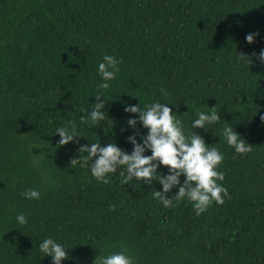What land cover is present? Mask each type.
I'll return each instance as SVG.
<instances>
[{
    "label": "trees",
    "instance_id": "obj_1",
    "mask_svg": "<svg viewBox=\"0 0 264 264\" xmlns=\"http://www.w3.org/2000/svg\"><path fill=\"white\" fill-rule=\"evenodd\" d=\"M248 34H257L251 44ZM261 49L264 0H0V264H52L38 250L48 237L70 248L61 264H93L122 248L135 264H264ZM105 54L120 60L119 72L101 89ZM98 93L108 117L80 125ZM157 100L170 103L186 135L196 110L220 115L194 131L224 154L218 170L230 198L200 216L186 198L163 207L151 194L158 181L123 184L118 170L104 184L70 165L80 145L98 140L130 154L128 137L141 143L147 130L128 126L136 114L124 105ZM69 119L84 137L59 146L55 129ZM225 125L252 150L235 153ZM27 189L40 199H25Z\"/></svg>",
    "mask_w": 264,
    "mask_h": 264
},
{
    "label": "clouds",
    "instance_id": "obj_2",
    "mask_svg": "<svg viewBox=\"0 0 264 264\" xmlns=\"http://www.w3.org/2000/svg\"><path fill=\"white\" fill-rule=\"evenodd\" d=\"M258 34V33H257ZM248 34L246 42L251 44L254 36ZM253 55H256L253 53ZM256 59L264 64V49H261ZM239 61L247 62L249 57L244 54L238 56ZM120 60L114 55L105 54L102 61L98 63L96 73L101 77L103 83L99 85L101 89H107L110 81L116 79L119 72ZM161 94L167 96V92L162 88ZM96 102L91 103L92 107L86 115H82L79 120L80 125H97L104 121L106 100L103 93L94 95ZM101 97L104 99L101 100ZM134 97V96H133ZM168 105L154 101L143 108L140 102L136 105L125 104L126 113L136 114V118H129L127 124L135 129L139 122L147 130L146 135H141V143H138L136 136L128 137V142L133 145V150L129 154L118 147L115 142L101 146L97 142L79 146V157L73 158L70 165H79L87 168L89 174L98 182L108 184L109 177L116 174L123 177L122 183L128 184L143 180L144 184L158 181L162 185V190L152 192V197L157 199L163 207H172L174 203H179L185 198L192 203L195 215L200 216L215 202L223 204L225 198H230L227 188L221 183L224 180L223 172L219 171L224 154L219 148L205 143L203 136L194 130L203 128L208 131L207 126L216 124L221 120L215 107L208 111L196 110L195 117L191 121V131L185 134V126L181 119L173 112ZM83 111V109H82ZM264 121V116H261ZM54 134H58L59 146L67 145L69 142H76V137H84L78 130V124L74 120H67L63 126L57 127ZM222 135L227 144L232 147L237 154H247L252 150V145L239 133L233 130L230 125H225ZM46 145H42L43 148ZM150 151V155H145ZM86 153V155H85ZM160 166H167L168 174L158 172ZM183 176V184L180 177ZM178 187L177 192L172 196H166L174 187ZM23 197L28 200H39L40 192L36 189H27L23 192ZM15 220L20 225L27 224V217L17 214ZM68 249L64 244L52 237L43 239L38 250L43 257H51L52 264H61L69 258ZM93 264H135L133 258L128 254L126 248L113 252L109 255L98 256Z\"/></svg>",
    "mask_w": 264,
    "mask_h": 264
}]
</instances>
